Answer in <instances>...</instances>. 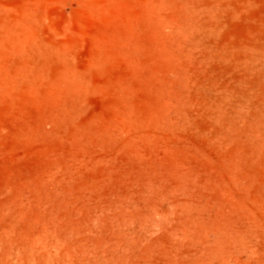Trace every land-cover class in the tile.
I'll list each match as a JSON object with an SVG mask.
<instances>
[{
  "label": "rangeland",
  "instance_id": "obj_1",
  "mask_svg": "<svg viewBox=\"0 0 264 264\" xmlns=\"http://www.w3.org/2000/svg\"><path fill=\"white\" fill-rule=\"evenodd\" d=\"M204 2L212 54L264 37V0H0V264H264V142L199 129Z\"/></svg>",
  "mask_w": 264,
  "mask_h": 264
},
{
  "label": "bare ground",
  "instance_id": "obj_2",
  "mask_svg": "<svg viewBox=\"0 0 264 264\" xmlns=\"http://www.w3.org/2000/svg\"><path fill=\"white\" fill-rule=\"evenodd\" d=\"M203 5L206 7L210 28L192 34L194 37L190 38L189 43L192 47L204 48L201 51L202 60L213 56L212 59L216 57L227 64L219 66L218 69L221 70H217L215 75L213 72L211 78L200 81L205 95L201 98L206 103L204 118L208 120L205 119L207 122L199 129L202 134L206 133L224 143L245 136L252 149L261 150L264 142V37L236 57L229 51L212 54L207 48L212 47L209 43L212 42L215 27L221 23V18L217 16L216 8L211 3L204 2ZM222 78L225 80L222 81Z\"/></svg>",
  "mask_w": 264,
  "mask_h": 264
}]
</instances>
